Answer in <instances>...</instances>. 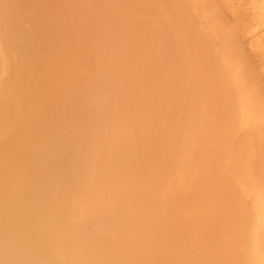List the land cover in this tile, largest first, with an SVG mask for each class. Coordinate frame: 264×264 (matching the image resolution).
I'll list each match as a JSON object with an SVG mask.
<instances>
[{
  "label": "bare ground",
  "instance_id": "1",
  "mask_svg": "<svg viewBox=\"0 0 264 264\" xmlns=\"http://www.w3.org/2000/svg\"><path fill=\"white\" fill-rule=\"evenodd\" d=\"M51 1L0 0V264H264L243 21L218 0ZM12 65L33 90L14 96Z\"/></svg>",
  "mask_w": 264,
  "mask_h": 264
},
{
  "label": "rangeland",
  "instance_id": "2",
  "mask_svg": "<svg viewBox=\"0 0 264 264\" xmlns=\"http://www.w3.org/2000/svg\"><path fill=\"white\" fill-rule=\"evenodd\" d=\"M50 2H54L51 0H48ZM109 1H107V3L109 4ZM34 4L38 5L39 2L38 0H33ZM218 3L221 5L222 9L226 12L229 13V15L231 17H234L235 19L242 20L243 23L247 26L246 31H244V34L241 36V43L244 46V48L248 51V53L252 54V57L254 59V62L256 63V65H258L259 67L262 66V64L260 63L262 59H264V36L262 38V44L261 47L258 51H256L255 49V45L253 43V41L261 34L264 35V21L263 20V16L262 12L264 11V0H218ZM34 6H31L30 8L24 10L27 11L30 14L33 13V8ZM14 9H17L16 6H13ZM23 12L21 13L19 16H24ZM83 16L80 17V20H83L85 18V20L87 21V15L86 14H82ZM18 20V19H16ZM79 20V22L81 23V21ZM19 21V20H18ZM100 24V23H99ZM26 26L30 25V24H25ZM261 26V27H260ZM259 27V29H258ZM260 32V33H259ZM37 36V35H36ZM38 37V36H37ZM25 58V57H24ZM34 63L36 62V59H33ZM32 60H30V63L33 62ZM13 72H12V77L13 74L15 76V73H19V68L13 66ZM258 67V68H259ZM29 71L28 72V77L30 78L31 76L36 78V76L40 73V71ZM21 74V73H20ZM26 76V75H25ZM25 76H20V75H16V77L12 78V83L13 80L14 82L24 78ZM16 78V80H15ZM36 81V80H35ZM19 84H17L15 82V89H14V96H17L16 93H18V91L20 89L22 90H26V88H28L29 91L33 90L34 88L32 86L27 85V83L25 84V88H20L18 86ZM17 87L19 88V90L17 89ZM19 100V98H18ZM4 105V103H3ZM3 105H2V109L3 110ZM48 119V118H47ZM63 120L64 118L60 117L59 120ZM54 124V123H52ZM140 165H136V169L139 168ZM141 171H139V175L142 177L143 173H147V171H149V163L147 165V167L144 169L143 167L140 169Z\"/></svg>",
  "mask_w": 264,
  "mask_h": 264
}]
</instances>
